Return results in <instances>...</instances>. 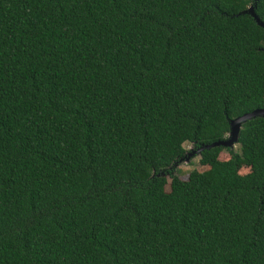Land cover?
Masks as SVG:
<instances>
[{"label": "trees", "instance_id": "trees-1", "mask_svg": "<svg viewBox=\"0 0 264 264\" xmlns=\"http://www.w3.org/2000/svg\"><path fill=\"white\" fill-rule=\"evenodd\" d=\"M248 7L0 0V264H264V117L201 149L264 108Z\"/></svg>", "mask_w": 264, "mask_h": 264}, {"label": "water", "instance_id": "water-1", "mask_svg": "<svg viewBox=\"0 0 264 264\" xmlns=\"http://www.w3.org/2000/svg\"><path fill=\"white\" fill-rule=\"evenodd\" d=\"M245 13L249 14L254 19L255 23L264 29V24L259 22V20L254 16L252 7H248L245 10ZM256 117H264V108L255 109L251 112L245 113L239 117L230 120L228 123V138L212 142L208 145H204L201 147V149H209L219 146L224 148H231V146L237 142V135L241 124ZM201 149H198L197 152L199 153Z\"/></svg>", "mask_w": 264, "mask_h": 264}, {"label": "rangeland", "instance_id": "rangeland-1", "mask_svg": "<svg viewBox=\"0 0 264 264\" xmlns=\"http://www.w3.org/2000/svg\"><path fill=\"white\" fill-rule=\"evenodd\" d=\"M228 138V134L225 136L224 139ZM182 147L184 148L186 154L184 158L178 163L174 169V174H176L180 179L185 180L188 173L192 170H199V164H198V152L197 150L192 149L191 144L189 143H183ZM224 148V147H223ZM230 150H236L237 146L236 144H233L231 148H228ZM227 154L225 151H223L220 155V158L222 160L227 159ZM246 169H241L240 173H244ZM165 190H168L167 187H165Z\"/></svg>", "mask_w": 264, "mask_h": 264}]
</instances>
